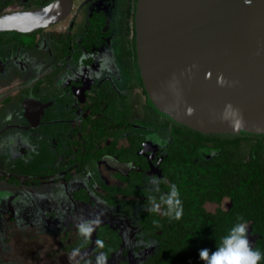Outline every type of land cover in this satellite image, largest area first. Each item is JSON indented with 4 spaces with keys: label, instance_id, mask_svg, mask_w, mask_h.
I'll return each mask as SVG.
<instances>
[{
    "label": "flooded vegetation",
    "instance_id": "flooded-vegetation-1",
    "mask_svg": "<svg viewBox=\"0 0 264 264\" xmlns=\"http://www.w3.org/2000/svg\"><path fill=\"white\" fill-rule=\"evenodd\" d=\"M51 1L0 0V14ZM137 2L74 0L57 23L0 32V264H154L182 241L189 252L209 220L186 219L176 236L175 219L147 211L171 184L188 194L187 216L233 207L228 197L191 196L204 192L191 186L208 173L193 171L189 158L213 164L222 147L150 105ZM90 221L85 237L78 226ZM224 221H212V231ZM247 225L264 264V236Z\"/></svg>",
    "mask_w": 264,
    "mask_h": 264
},
{
    "label": "water",
    "instance_id": "water-1",
    "mask_svg": "<svg viewBox=\"0 0 264 264\" xmlns=\"http://www.w3.org/2000/svg\"><path fill=\"white\" fill-rule=\"evenodd\" d=\"M73 5L2 13L0 32L44 28ZM135 29L144 88L159 114L203 134L264 135V0H138ZM229 105L239 128L222 119Z\"/></svg>",
    "mask_w": 264,
    "mask_h": 264
},
{
    "label": "trees",
    "instance_id": "trees-1",
    "mask_svg": "<svg viewBox=\"0 0 264 264\" xmlns=\"http://www.w3.org/2000/svg\"><path fill=\"white\" fill-rule=\"evenodd\" d=\"M184 127L193 132L201 140L200 142H214L222 147L220 156L222 159H216L213 164L203 162L201 159L195 161V153L189 158L193 171L208 173V178H198L191 186L203 188L204 192L194 191L191 196L218 202L228 197L234 205L230 210H220L213 214L202 209L198 211L196 202H192V206L197 210L189 211L187 216L185 208L188 194H182L180 199L183 204V216L180 220H176V236L185 235L186 229L183 227V222L186 219L209 220V232L204 238L195 239L196 236L193 235V245L189 252L186 251L184 241L171 244L170 247L176 245V251H167L166 258L153 261L154 264H204L199 257L200 250L207 248L210 254L216 251L221 239L240 222L252 221L254 230L264 236V135L203 134ZM215 219H225L224 226L212 231L211 222ZM213 239L218 243L214 244Z\"/></svg>",
    "mask_w": 264,
    "mask_h": 264
},
{
    "label": "clouds",
    "instance_id": "clouds-1",
    "mask_svg": "<svg viewBox=\"0 0 264 264\" xmlns=\"http://www.w3.org/2000/svg\"><path fill=\"white\" fill-rule=\"evenodd\" d=\"M191 109L188 114L191 115ZM237 113L229 105L222 114V119L227 121L230 118L234 120V126L239 128L241 120L236 119ZM155 185L154 191L160 192V180L153 178ZM150 213L163 214L170 219L180 220L183 216V204L180 199V193L175 184L170 185V191L167 194L160 195L159 202L156 197L149 198ZM162 206L163 210H162ZM96 222L81 223L78 228L81 235L87 237L93 232V224ZM248 225L246 222H240L234 225L229 233L224 236L216 247V251L210 254L207 248L200 250L199 257L204 264H259L262 254L254 250L247 238ZM75 254V253H74ZM100 264H103L102 260Z\"/></svg>",
    "mask_w": 264,
    "mask_h": 264
},
{
    "label": "rangeland",
    "instance_id": "rangeland-1",
    "mask_svg": "<svg viewBox=\"0 0 264 264\" xmlns=\"http://www.w3.org/2000/svg\"><path fill=\"white\" fill-rule=\"evenodd\" d=\"M208 206H210V208H211V209H214V208H215V206H214V205H208Z\"/></svg>",
    "mask_w": 264,
    "mask_h": 264
}]
</instances>
